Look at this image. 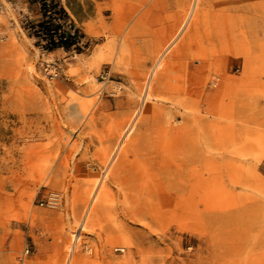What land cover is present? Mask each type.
Returning a JSON list of instances; mask_svg holds the SVG:
<instances>
[{
    "label": "rangeland",
    "instance_id": "1",
    "mask_svg": "<svg viewBox=\"0 0 264 264\" xmlns=\"http://www.w3.org/2000/svg\"><path fill=\"white\" fill-rule=\"evenodd\" d=\"M0 0V264H264V0Z\"/></svg>",
    "mask_w": 264,
    "mask_h": 264
},
{
    "label": "trees",
    "instance_id": "2",
    "mask_svg": "<svg viewBox=\"0 0 264 264\" xmlns=\"http://www.w3.org/2000/svg\"><path fill=\"white\" fill-rule=\"evenodd\" d=\"M35 1V0H31ZM41 2V19L32 26L33 34L40 40L45 41L47 49H55L58 47L79 49L77 46L78 30L68 32L65 29L68 15L62 6H59L54 1L40 0Z\"/></svg>",
    "mask_w": 264,
    "mask_h": 264
},
{
    "label": "built area",
    "instance_id": "3",
    "mask_svg": "<svg viewBox=\"0 0 264 264\" xmlns=\"http://www.w3.org/2000/svg\"><path fill=\"white\" fill-rule=\"evenodd\" d=\"M0 5H1V3H0Z\"/></svg>",
    "mask_w": 264,
    "mask_h": 264
}]
</instances>
